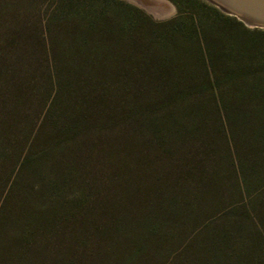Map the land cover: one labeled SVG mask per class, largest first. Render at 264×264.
<instances>
[{
	"label": "trees",
	"instance_id": "16d2710c",
	"mask_svg": "<svg viewBox=\"0 0 264 264\" xmlns=\"http://www.w3.org/2000/svg\"><path fill=\"white\" fill-rule=\"evenodd\" d=\"M172 1L0 0V264H264V29Z\"/></svg>",
	"mask_w": 264,
	"mask_h": 264
},
{
	"label": "water",
	"instance_id": "95a60500",
	"mask_svg": "<svg viewBox=\"0 0 264 264\" xmlns=\"http://www.w3.org/2000/svg\"><path fill=\"white\" fill-rule=\"evenodd\" d=\"M146 12L148 9L137 0H127ZM222 13L235 17L246 27L264 29V0H205Z\"/></svg>",
	"mask_w": 264,
	"mask_h": 264
},
{
	"label": "rangeland",
	"instance_id": "374dc122",
	"mask_svg": "<svg viewBox=\"0 0 264 264\" xmlns=\"http://www.w3.org/2000/svg\"><path fill=\"white\" fill-rule=\"evenodd\" d=\"M128 4H131L139 9H141L142 11H144L152 20L154 21H164L167 20L171 17H173L176 13V7L174 5V2L172 0H164L171 8V10L169 11H165L162 13H153L151 11H149L150 13L146 12L144 9L140 8L139 6L127 1V0H123ZM176 2L179 3H184L185 0H174ZM187 7L186 5L184 6V8ZM249 28V27H248ZM250 29H254V28H250ZM241 203H243V201L239 200V199H232L229 202H226L222 207H220V209H218V211L214 212V213H210L207 214L197 225L196 229L193 231L194 234H196L201 228H203V226L208 225V227L212 228V227H216L221 220H218L219 215L221 214V212H227V213H236L238 210H242L243 208L240 207ZM239 207V208H238ZM192 233V234H193Z\"/></svg>",
	"mask_w": 264,
	"mask_h": 264
},
{
	"label": "bare ground",
	"instance_id": "6f19581e",
	"mask_svg": "<svg viewBox=\"0 0 264 264\" xmlns=\"http://www.w3.org/2000/svg\"><path fill=\"white\" fill-rule=\"evenodd\" d=\"M144 5L148 11L153 13H162L171 10L170 6L164 0H137Z\"/></svg>",
	"mask_w": 264,
	"mask_h": 264
}]
</instances>
